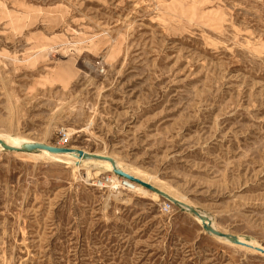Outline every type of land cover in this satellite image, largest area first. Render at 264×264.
<instances>
[{
	"label": "rangeland",
	"instance_id": "374dc122",
	"mask_svg": "<svg viewBox=\"0 0 264 264\" xmlns=\"http://www.w3.org/2000/svg\"><path fill=\"white\" fill-rule=\"evenodd\" d=\"M66 128L264 245V0H0V133L56 145ZM84 176L0 148V264H264L188 211Z\"/></svg>",
	"mask_w": 264,
	"mask_h": 264
},
{
	"label": "bare ground",
	"instance_id": "6f19581e",
	"mask_svg": "<svg viewBox=\"0 0 264 264\" xmlns=\"http://www.w3.org/2000/svg\"><path fill=\"white\" fill-rule=\"evenodd\" d=\"M10 22L12 24V28L13 29H17L18 26H16V23L20 22V18L19 17H13ZM40 53H41L40 51H36L35 53L27 54L25 60L32 62L35 58H37V55H39ZM74 76H75V74H74V71L71 68V65H68V64L62 65L61 64L59 66L58 70H57V73L55 75L54 80H60V81L66 82L70 78H73ZM83 129H87V126L83 127ZM66 130H67L66 132H68L67 134H69V135L72 132L75 131V129H73V128H66ZM0 139L4 143H7L9 145H13L15 147L21 146L23 143L37 141V140H34V139L30 140V139H28L26 137H21V136H18V135L12 136L9 133H0ZM38 142H41V141H38ZM51 145H54V144H51ZM69 146H70L71 149H73L75 151L80 149V150H82V151H84L86 153H92V154L100 155L102 157H111V158H113L115 166L117 168L121 169L125 173H127V174H129V175H131V176H133V177H135L137 179H140V180H142V181H144L146 183L151 184L152 186L156 187L157 189L167 193L169 196L173 197L174 199H177L178 201H181L180 197L174 195L173 193L167 191L166 189L161 187L159 184H157L154 181V179H153L154 177L151 176L150 174L146 173V171H144L143 169L141 170L139 168H134L135 166L130 167L127 164H123V162L121 160H119L117 157H115L114 155H110V154L104 153V152H99V150H88L86 148H83V147H80V146L77 147V146H74L72 144H70ZM0 148H3L1 144H0ZM75 151L74 152L54 153V152H50V151L45 150V149H40V150L31 151V152H26V151H16V152L17 153H25V155L26 154L27 155H37L40 158H47V159H49L50 157H53V156L61 157L66 162H68L70 164V167L72 168V171L78 172L80 174V176L82 174H84L85 175L84 178L87 179V180H93V179H95L97 177H100L101 175L113 172V167L114 166H113V163H111L110 160H108L106 158H95V157H92V156H90V157H82V156H79ZM81 169H84L85 172L82 173ZM114 175L115 174H113V176ZM136 189H137L136 192L141 194V196L150 195L153 198H155L156 200L164 202L165 198L162 195H160L159 193H157V192H155V191H153V190H151V189H149V188H147V187H145V186H143V185H141L139 183L136 184ZM110 194L113 195L114 198L118 197L122 201H130L132 199L131 196L123 194L119 190L110 191ZM120 196H121V198H120ZM173 205H175L177 207V205L175 203H173ZM185 211H187V210H185ZM200 212L205 214L210 219L211 225L213 226V224H212L213 221H212L211 217L204 211H200ZM199 220L204 223L203 220L198 218V221ZM209 234L213 235L212 233H209ZM217 237H218V239L221 242H223V243H225L227 245L241 247V248H244V249L249 250V251H257L256 248L264 249V245H262L261 243H259L256 240L245 239V238H241V237L237 236V238L240 241L245 243V245H241V244H238V243L231 242L227 238L219 237V236H217Z\"/></svg>",
	"mask_w": 264,
	"mask_h": 264
},
{
	"label": "water",
	"instance_id": "95a60500",
	"mask_svg": "<svg viewBox=\"0 0 264 264\" xmlns=\"http://www.w3.org/2000/svg\"><path fill=\"white\" fill-rule=\"evenodd\" d=\"M0 144L2 145V147L4 148V150H9V151H26V152H31V151H35V150H40V149H45L48 150L50 152H54V153H63V152H74L75 150L71 149L70 146H59V145H51V144H47V143H43V142H28V143H23L21 146L15 147L13 145H9L7 143H4L1 139H0ZM79 156L82 157H95V158H106L108 160L111 161V163H113V172L118 174L119 176L125 177L127 179H130L132 181H135L157 193H159L160 195H162L166 200H169L173 203H175L177 205V207L179 209L182 210H187L189 213L199 217L201 220L204 221L203 223V229L207 232V233H212L213 235L219 236V237H224L229 239L231 242L234 243H238L241 245H245V243H243L242 241H240L236 235H233L231 233H227L224 231H221L219 229L214 228L211 225L210 219L203 213L200 212L199 209H197L194 206H190L184 202L178 201L177 199H174L173 197L169 196L167 193L157 189L156 187L152 186L149 183H146L140 179H137L127 173H125L124 171H122L121 169L117 168L115 166L114 160L111 157H102L100 155H96V154H92V153H86L82 150H76L75 151ZM257 251H259V253L264 255V249L262 248H256Z\"/></svg>",
	"mask_w": 264,
	"mask_h": 264
},
{
	"label": "built area",
	"instance_id": "2783aa9c",
	"mask_svg": "<svg viewBox=\"0 0 264 264\" xmlns=\"http://www.w3.org/2000/svg\"><path fill=\"white\" fill-rule=\"evenodd\" d=\"M54 51L50 52V56L53 55ZM54 59H56V57H51ZM97 71L99 73H104L105 71V65L101 64L100 62H97ZM60 139L58 141V143L56 145L59 146H69L70 144V136L67 135V132L65 131V129H61L60 131ZM113 174H115L113 176ZM89 181V184H91L92 186L96 187L97 189H101V190H123L126 192H131V193H137V189H136V182L132 181L130 179H127L125 177L119 176L118 174L112 172V173H108V174H104L101 175L100 177H97L93 180H87ZM173 205V203L169 200H165L163 202V209L164 210H169L171 208V206Z\"/></svg>",
	"mask_w": 264,
	"mask_h": 264
},
{
	"label": "crops",
	"instance_id": "0c3cea01",
	"mask_svg": "<svg viewBox=\"0 0 264 264\" xmlns=\"http://www.w3.org/2000/svg\"><path fill=\"white\" fill-rule=\"evenodd\" d=\"M18 24H19V22L18 23H16V26H18ZM94 42V44H92L91 43V41H82L81 43H80V45L82 46V44H84L85 46H87L86 48H84L83 50H86V49H89V51H91L92 53H96V52H98L99 50L100 51H103L104 52V54H105V51H106V49H107V47H108V44H109V41L103 46V47H101L100 48V43H101V41H93ZM93 47V48H92ZM115 49H118V43L115 41ZM99 51V52H100ZM118 50H116V52L115 53H117L116 55H118V53L119 52H117ZM104 54L102 55V57H103V60H104ZM115 55V56H116Z\"/></svg>",
	"mask_w": 264,
	"mask_h": 264
}]
</instances>
